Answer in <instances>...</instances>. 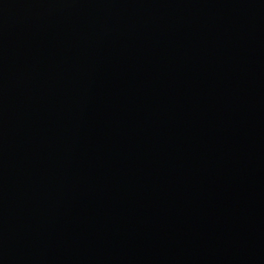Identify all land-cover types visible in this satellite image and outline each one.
I'll use <instances>...</instances> for the list:
<instances>
[{"label": "water", "instance_id": "obj_1", "mask_svg": "<svg viewBox=\"0 0 264 264\" xmlns=\"http://www.w3.org/2000/svg\"><path fill=\"white\" fill-rule=\"evenodd\" d=\"M0 264H264V0H0Z\"/></svg>", "mask_w": 264, "mask_h": 264}]
</instances>
